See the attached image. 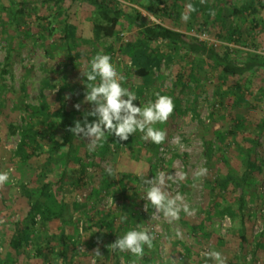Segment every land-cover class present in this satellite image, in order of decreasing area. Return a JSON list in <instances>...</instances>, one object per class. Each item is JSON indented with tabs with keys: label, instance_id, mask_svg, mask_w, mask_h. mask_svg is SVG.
Returning a JSON list of instances; mask_svg holds the SVG:
<instances>
[{
	"label": "rangeland",
	"instance_id": "1",
	"mask_svg": "<svg viewBox=\"0 0 264 264\" xmlns=\"http://www.w3.org/2000/svg\"><path fill=\"white\" fill-rule=\"evenodd\" d=\"M111 3L124 14L116 38L96 37V10L84 1H67L58 11L51 0H0V171L10 175V182L0 185L5 202L1 206L0 199V264H216L204 255L210 251L220 252L225 264H264V133L258 129L264 120V94L258 92L264 71L252 77L245 98L223 90L222 98L216 100L217 64L181 45L148 42L137 19L141 14L148 26L184 33L210 48L214 46L220 54L228 46L238 61L245 52L264 55V0ZM188 3L195 11L187 8ZM21 7L24 14L19 15ZM182 15L189 19L183 20ZM65 20L71 26L68 42L64 38ZM230 28L241 31L245 44L230 39L233 37L226 33ZM69 50L79 56L71 60ZM97 53L111 57L125 78L122 86L135 92L138 106L154 102L157 94L173 99L175 107L168 121L153 125L166 132L164 142L145 141L137 132L132 135L131 150L127 141L117 147L106 134L95 151H89L82 138H77L70 153L68 149L51 150L57 142L50 141L53 129L47 125L58 124L61 102L77 104L70 90L71 77L76 75L86 86L83 73ZM136 54L145 60L143 67L146 64L151 71L150 79L126 78L139 69ZM187 69L192 70V77L185 74ZM182 76L189 81L186 88L176 86ZM23 106L38 108L44 114L30 121L43 133L38 138L40 145L29 148L34 154L27 162L16 155L24 125ZM81 108L93 110L88 103ZM242 120L245 126L239 123ZM11 128L20 131L14 133ZM55 129L59 141L61 134ZM218 131L226 136L222 142ZM250 149L253 167L248 169L245 160ZM201 168L207 173L197 176ZM65 169L67 179L59 188ZM246 170L249 180L239 214L236 199L240 192L229 182L231 176ZM160 175L165 177V191L170 196L181 195L183 202L195 209L194 215L181 212L178 220L171 221L162 213L154 215L150 203L146 208L143 196L147 186L141 176L153 179ZM46 184L66 204L65 222H44L37 217L32 227L37 236L25 240L20 250L11 248L31 207L44 200L41 192ZM112 209L118 214L113 237L96 236L94 241L85 232L84 223L96 221ZM121 216H126V221L121 222ZM131 229L145 230L154 238L153 246H145L142 257L111 247ZM63 234L68 237L66 246ZM48 235L51 243L46 240Z\"/></svg>",
	"mask_w": 264,
	"mask_h": 264
},
{
	"label": "trees",
	"instance_id": "2",
	"mask_svg": "<svg viewBox=\"0 0 264 264\" xmlns=\"http://www.w3.org/2000/svg\"><path fill=\"white\" fill-rule=\"evenodd\" d=\"M54 2L55 5H57L58 11L62 9V6L67 1H71L73 4H78L81 1L89 3V5L93 8H95V12L93 13V19H94V32L96 34V37L105 36L106 38H116L120 35L118 34V27L120 24L121 19L124 17V14L122 11L117 10L113 8V5L111 3V0H51ZM256 8L253 9V13L256 15ZM19 15L24 14L23 8L21 7L18 11ZM137 19L141 21V27L143 28V33L147 37L148 42H157L162 41L163 43H171L173 45H181L185 50L189 51L191 54L196 55L200 54L202 56L207 57L210 60H213L217 64V68H219V73L216 79L217 84V92H216V100L218 98H222L223 96V90H226V92H231L234 97H240L245 98V92L251 87L252 85V77L257 78V76L264 71V55L257 52H245L244 56L241 57V60H234L232 50L228 46H224L223 52L220 54L217 49H215L214 46L211 48L208 47L205 43L199 42L197 40H194L190 36H187L184 33L173 31L170 29H164L159 26H156L154 28L148 26L147 23H144L142 21L141 14H138ZM70 27L68 25V21L65 20L64 23V38L66 39V42L70 40ZM229 33L231 37L236 38H230L231 40L237 42V44H245V40L243 39L242 33L239 29L230 28L227 32ZM225 39V37H224ZM230 39H227L230 41ZM248 41V40H247ZM238 52L239 50H234V52ZM69 56L71 60H74V57L79 56V54H75L72 50H69ZM135 61L139 62L138 65H140L138 70L131 72L130 74H127L126 78L131 76H139L144 79H150V73L151 71H148V68L145 64L143 67L142 62V56L136 54L135 55ZM159 60L156 59V63H158ZM152 63V62H151ZM153 64V63H152ZM185 74H187V77H192V70H185ZM83 76H81L82 79ZM251 77V78H250ZM80 79V78H79ZM71 94L74 97L75 102L78 104H84L85 99V93H86V86L80 82V80L77 79L76 75H72L71 77ZM188 80H186L183 76L179 77L176 81V86H182L186 88L188 86ZM261 86L258 89L259 94H264V80L261 81ZM245 89V90H244ZM254 99V98H253ZM216 106V102L213 104V107ZM20 109L24 110V116L23 121L24 125L21 128V140L18 145V149L16 152L17 157L23 161L27 162L31 157L33 156V153H29V148L31 146L37 145L38 138L42 135L43 131L40 130L33 125L30 121L33 119H39L43 117V112L34 107L30 106H23L20 107ZM89 111H86L84 108H80L78 111L75 108V105H67L66 102H61L60 104V111L58 113L59 115V122L58 124H48L47 126L49 128H52V133L50 135V141L52 143L57 142V146L52 149H68V152L70 153L73 149H75L78 139L76 136L72 134L70 129L75 126V122L77 120L83 122L86 113ZM89 121L93 120V117H88ZM244 120L241 122V126L244 125ZM44 126V124H42ZM240 125V124H239ZM61 134V138L59 141L55 139V133L56 129ZM237 127V126H236ZM259 132L262 134L264 133V120H262L261 124L258 125ZM11 130L15 132H19L15 128H11ZM217 138L219 141H224L226 136L223 135L220 131L216 133ZM114 144H116L117 147L120 146V142H118L116 137H111ZM130 144V148L132 150V144L134 143V138L132 136L129 137V140L127 141ZM104 143V142H103ZM40 145V144H38ZM70 154L67 155L69 157ZM253 158H252V151L251 149L247 151L246 153V160L245 163L248 166L247 168L253 167ZM85 166L82 167V171L85 173L87 170ZM67 179V170L65 169L64 172L61 175V178L58 182L59 188L62 187L63 183ZM249 180V172L243 171L242 174L239 176H231L229 184H233L235 186V189L240 192L239 197L236 199V203L238 206V212L239 214L242 213L243 206H244V188L246 182ZM82 183V180H79ZM228 184V185H229ZM51 187L50 184H46L44 188L42 189L41 196L44 200L37 201L32 207L28 214V216L25 218V226H23L22 230H18V233L15 235V237L12 239L10 243V247L14 248L16 250H20V248L23 246V242L28 240L31 237H36L38 232L33 229L32 227L35 224V220L37 217H41L44 222H49L53 220H59L61 222H65V213L67 211L66 204H64L62 201H59L56 194H52L51 191H49V188ZM1 199V206L4 205V199L2 196ZM118 219V214L115 210H110L108 213L104 214L101 218H99L96 221L91 222H85L84 223V230L86 233L90 234V237L93 238L94 241H96V236H107V237H113V234L115 233L117 226L116 221ZM21 237V240H18ZM63 243L67 244L68 237L63 234L61 235ZM48 243H51L52 238L48 235L46 238ZM39 249L38 251H40ZM63 256L65 259H67V248L63 251ZM238 258V257H237ZM82 264H85L84 262ZM228 264H240L235 261H231Z\"/></svg>",
	"mask_w": 264,
	"mask_h": 264
},
{
	"label": "clouds",
	"instance_id": "3",
	"mask_svg": "<svg viewBox=\"0 0 264 264\" xmlns=\"http://www.w3.org/2000/svg\"><path fill=\"white\" fill-rule=\"evenodd\" d=\"M187 8L195 11L192 3H188ZM183 20H188L187 15H182ZM86 78V93L84 103L91 104L93 110L86 113L83 122L77 120L75 126L70 129L77 138H82L87 142L89 151H95L102 146L107 135L116 137L118 142L128 141L129 137L139 132L142 139H149L154 144H161L165 141L166 132L155 128L153 125L163 124L168 121L174 111V102L170 96L157 94L154 102L149 101L145 106H138L134 103L137 100L135 92L122 86L125 79L120 74L116 66L112 63L111 57L107 54L97 53L89 61V70L83 73ZM75 108L79 111L81 104H76ZM88 117L94 119L89 121ZM207 173L206 168H201L197 176ZM184 177L181 176L180 179ZM172 179L171 176L168 177ZM144 189L146 208L150 203L155 209L153 214L162 213L166 219L171 221L178 220L181 212L187 215H194L195 209H191L183 202V197L179 194L170 196L165 191V177L160 175L153 179H144L141 176ZM10 182L8 172L0 171V185ZM126 216H121V222L126 221ZM177 237L181 233H176ZM153 237L145 230L131 229L111 245L112 248L120 252H128L136 257H142L145 246H153ZM216 262L225 264L220 252L210 251L204 254Z\"/></svg>",
	"mask_w": 264,
	"mask_h": 264
}]
</instances>
